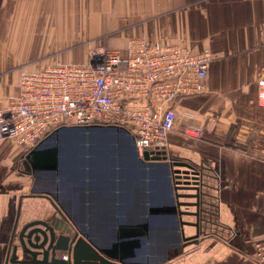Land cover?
Masks as SVG:
<instances>
[{
    "label": "crops",
    "instance_id": "crops-1",
    "mask_svg": "<svg viewBox=\"0 0 264 264\" xmlns=\"http://www.w3.org/2000/svg\"><path fill=\"white\" fill-rule=\"evenodd\" d=\"M135 38L213 54L205 93L174 106L177 129L168 136L166 154L168 162L190 164L199 173L200 209L195 191L180 190L184 223L175 222L166 168L137 161L129 134L96 137V146L104 139L118 148L104 163L94 143L84 158L66 147L67 161L80 165L66 164L58 173L28 171L30 152L2 143L0 264H11L17 218L18 232L52 218L99 250L115 241L117 223L138 234L146 226L143 241L124 246L130 256L137 252L135 264H260L254 254L264 241V108L258 104L264 0H0V110L19 94L22 64L40 71L77 63L96 49L124 51ZM186 124L201 127L203 137L185 136ZM18 254L30 258L21 249Z\"/></svg>",
    "mask_w": 264,
    "mask_h": 264
},
{
    "label": "built area",
    "instance_id": "built-area-1",
    "mask_svg": "<svg viewBox=\"0 0 264 264\" xmlns=\"http://www.w3.org/2000/svg\"><path fill=\"white\" fill-rule=\"evenodd\" d=\"M212 62L209 50L135 38L124 51L96 49L83 62L24 71L18 96L0 110V144L29 153L61 128L106 126L127 130L139 157L166 156L168 136L177 129L174 106L205 93ZM258 104L264 108V77L258 81ZM182 133L203 137L194 124ZM254 259L264 264V241L255 245Z\"/></svg>",
    "mask_w": 264,
    "mask_h": 264
},
{
    "label": "water",
    "instance_id": "water-1",
    "mask_svg": "<svg viewBox=\"0 0 264 264\" xmlns=\"http://www.w3.org/2000/svg\"><path fill=\"white\" fill-rule=\"evenodd\" d=\"M104 132H117L118 134L122 132L126 135L129 134L128 136L133 141L137 161L148 166L155 164L164 165L167 171V191L172 197L171 214L179 226H182L184 223L181 220L182 212L179 210L180 206L183 205L179 198L184 197V195L178 193L180 190L195 191V197L194 195L189 197L197 199L195 206L198 210L200 209V175L196 169L187 163H170L167 161L168 158L166 156L150 157L148 152L144 154L143 158L139 157L134 137L122 128L101 126L61 128L27 155L25 159L26 168L30 172L55 171L58 173L59 167L71 163L67 161L65 156L66 147H75V151L72 150V154L75 152L74 156L77 155L76 151H80L79 153L82 155L85 148V146L82 150L80 148L82 141V145H86L87 143L91 145V143H94L93 146H96V137L102 135ZM61 137L64 141L58 143ZM81 157L84 158L85 154ZM63 159L66 163L61 165ZM181 167L187 168V170L182 172L181 169H178ZM172 174L174 179L172 178ZM56 175L58 177V174ZM177 177L178 180L174 182L173 180L177 179ZM20 210L21 206L19 205L18 217ZM150 213L148 210V214ZM59 214L64 222H69L60 210ZM195 216L199 218V213H196ZM18 222L19 218L16 220L10 243L9 254L11 257L8 262L10 261L11 264H135L132 260L138 257L137 252H135L134 256H130L128 255L129 250L124 249V246L127 245L133 248V245L136 242L143 241V237L148 236L149 232L146 226H143L145 233L138 234L137 232H133L130 227L118 225L117 223L115 241L109 244L104 250H99L82 233L79 231L74 232L75 230L69 227H62V225L54 222L52 218H49V221L36 220L29 222L19 232L17 231ZM196 226L198 227V224ZM183 233L181 230L179 235L184 240ZM15 240L18 241V244H15ZM180 244L181 249L183 243ZM20 249L30 258L20 259L18 254ZM64 253H67V259L62 257Z\"/></svg>",
    "mask_w": 264,
    "mask_h": 264
},
{
    "label": "rangeland",
    "instance_id": "rangeland-1",
    "mask_svg": "<svg viewBox=\"0 0 264 264\" xmlns=\"http://www.w3.org/2000/svg\"><path fill=\"white\" fill-rule=\"evenodd\" d=\"M82 61H84V59H81L80 60V62H82ZM36 64V63H35ZM32 68H34L33 67V65L32 64H22L21 65V70L19 69V71L22 73V72H24V71H27V70H29V69H32ZM62 141H64V139L61 137V138H59V142L58 143H61ZM99 141H101L102 142V145H97L96 146V149L98 150V152L100 153V156H102V159H101V161H102V163H104V162H106L107 160H106V158L107 159H109V157H115L116 156V154H117V152H118V148H117V146L115 145V149L112 147V145H111V142H114L113 140H106V141H104V139H100ZM91 142V141H90ZM82 143H83V141H82ZM82 143L80 144V148H81V150H82V148L85 146V149H84V151H83V154H85V151L86 152H88V151H90L91 150V147L89 146L90 145V143H87L86 145L84 144V145H82ZM69 148V150H71V152H73L72 150H74L75 149V147H68ZM80 151H76V153H77V157L78 158H82L81 156L83 155H81L80 153H79ZM75 153V152H74ZM74 153H73V156H74ZM109 156V157H108ZM71 163H69L70 165H72L73 167H77V166H79L80 164L77 162V161H70ZM66 162L64 161V159H63V161H61V165H63V164H65ZM62 167V166H61Z\"/></svg>",
    "mask_w": 264,
    "mask_h": 264
}]
</instances>
